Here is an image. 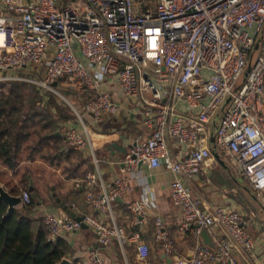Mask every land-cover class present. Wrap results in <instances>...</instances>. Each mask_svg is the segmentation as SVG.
<instances>
[{"label":"built area","instance_id":"obj_1","mask_svg":"<svg viewBox=\"0 0 264 264\" xmlns=\"http://www.w3.org/2000/svg\"><path fill=\"white\" fill-rule=\"evenodd\" d=\"M24 69L29 72L18 74ZM5 79H24L37 84L41 94L51 90L63 97L82 123L79 129L64 126L62 149H91L95 162L89 125L59 81L83 94V107L95 124L120 113L115 89L129 106L141 100V123L149 132L121 159L127 174L108 183L100 170L83 178L87 200L112 222L73 203L80 220L45 212L51 239L80 230L85 222L103 246L124 245L127 229L115 221L113 201L131 191L132 178L143 186L129 203L132 225L148 223L146 214L156 206L155 193L139 171L144 164L173 174L169 188L183 211L181 229L193 228L197 237L205 229L214 242L209 246L198 239L192 255L169 264H236L235 249L254 251L241 211L205 205L185 179L214 157V136L218 154L230 156L241 179L264 194V0H0V80ZM171 139L186 146L181 156L174 155ZM20 195L22 204L31 203L28 187ZM155 219V238L171 254L175 243L163 219ZM131 237L140 263L155 264L139 232ZM90 258L104 264L95 251Z\"/></svg>","mask_w":264,"mask_h":264},{"label":"crops","instance_id":"obj_2","mask_svg":"<svg viewBox=\"0 0 264 264\" xmlns=\"http://www.w3.org/2000/svg\"><path fill=\"white\" fill-rule=\"evenodd\" d=\"M59 87L67 89L68 92L63 94L77 106V111L88 123L91 130L92 147L98 162H95L91 149H62L65 144L62 131L64 126L72 124L79 129L82 123L80 116L67 103L70 108L50 109L55 120L53 125L44 126V119L33 125V127L38 126L39 133L36 135L37 132L34 130L30 139L26 141L22 160L16 168H9L0 159V184L13 193H18L17 189L21 192L26 186L29 188V185H33L40 198L39 201L35 200L36 197L34 198L30 214L40 218L42 223H44L45 212H53L61 217L71 216L68 210L56 201V197L69 204L72 210V205L75 203L82 212L93 214L98 219L111 223L112 219L107 212L97 210L87 200V187L83 178L88 171L98 173L100 170L101 179L108 183L117 176L127 174L122 171L121 159L136 140L145 137L149 132L141 123L144 116L139 111L141 100L138 99L129 106L123 102L119 90L115 89L112 92L113 99L121 102L120 113L95 124L92 114L83 107L85 101L83 94L68 86ZM39 95L42 98L38 104L41 102L42 105L47 101L48 96L45 95V92ZM51 129H54L53 134L60 138L49 137ZM113 142H117L121 147H127V152H124L123 148L112 146ZM210 143L215 149L213 141ZM170 144L176 156H181L186 149V146L181 145L176 139H171ZM26 147H29L28 150H30L28 154L25 153ZM218 161L222 164L215 155L209 158L197 176L193 177L192 175L185 179V182L195 195L201 197L205 205L228 206L241 211L246 218L247 229L255 242V249L250 254L235 249L233 254L236 264H264V194L262 197L257 195L256 191L253 192L248 185L245 188L249 192H247V195H250V197L248 195L249 199L253 200L250 202L244 194H241L238 189L241 187H238L237 183L218 184L213 181L210 175L212 174L211 168L215 167L219 163ZM22 167H27L31 172L28 174L29 170H26L25 173H22ZM139 171L146 176L148 186L155 193L156 206L149 209L146 214L148 223L143 225H132L131 223L132 213L129 203L136 199L143 189L137 179L132 178L130 180L131 191L113 201L115 221L126 227L128 241L124 245L115 241L110 246H103L96 239L95 232L90 226H82L80 230L64 235L70 245L65 257L78 264H97L90 258V253L95 251L100 257H103L104 264H141L136 253V242L131 237L135 232H139V238L148 243V256L155 264H169L179 257L192 255L198 239L205 243L201 235H199L200 237L195 236L193 228L184 231L180 227L184 220L183 211L172 200L169 188L173 174L163 167L150 168L144 164L139 168ZM128 174L130 173L128 172ZM241 184L244 187V183L241 182ZM94 191L98 193L100 186H96ZM254 200L258 201L259 207L254 206L256 203ZM38 202L40 203L38 204ZM157 216L163 219V228L175 243V249L171 254H167L161 241L155 238V218Z\"/></svg>","mask_w":264,"mask_h":264},{"label":"trees","instance_id":"obj_3","mask_svg":"<svg viewBox=\"0 0 264 264\" xmlns=\"http://www.w3.org/2000/svg\"><path fill=\"white\" fill-rule=\"evenodd\" d=\"M59 83L62 86L63 80ZM31 84L24 79L0 80V159L11 169L22 160L25 143L34 133L31 127L43 119L44 126L53 125L50 109L70 108L67 102L65 107L59 104V96L51 90L45 91L48 98L40 106V92ZM50 131L49 137L60 138L54 129ZM33 202L32 197L31 203L8 210L9 205L0 200V264H59L67 255L69 241L49 237L46 225L30 214Z\"/></svg>","mask_w":264,"mask_h":264},{"label":"rangeland","instance_id":"obj_4","mask_svg":"<svg viewBox=\"0 0 264 264\" xmlns=\"http://www.w3.org/2000/svg\"><path fill=\"white\" fill-rule=\"evenodd\" d=\"M65 1V0H64ZM146 1H148V4L150 3H152V4H154V3H156L157 2V0H146ZM257 52H258V50L255 52L256 54L255 55H257ZM77 53H79V51L77 50ZM8 72H16V71H13V70H7ZM17 72H20V73H18V74H22L23 72H29V70L28 69H24L23 71H17ZM242 78H243V76H242ZM242 78H241V80H242ZM32 84H31V86H33L34 87V89L36 88H38V85L37 84H35V83H33V82H31ZM61 91H62V93H67L68 91H67V89H65V88H61L60 89ZM38 91H39V89H38ZM40 100V99H39ZM57 102L59 103V104H61L62 106H64L65 107V104H64V102H66L65 101V99L63 98V97H58L57 99ZM40 103V106H42L41 105V102H39ZM64 104V105H63ZM66 108V107H65ZM36 124V123H35ZM31 129H33V130H35V132H37L36 133V135H38V126H35V127H31ZM34 140V139H33ZM29 146V145H28ZM29 149V147H26V152L25 153H29V151L30 150H28ZM220 158H221V160L223 161V165L219 162V163H217L216 164V166L215 167H212L211 168V173L212 174H210L211 175V179L213 180V181H216L218 184H223L224 182L225 183H232V182H234V183H237V185H238V187H241V188H238L239 189V191L241 192V194H244L245 195V197H246V199L247 200H249L250 202H253V200H251V199H249V197H250V195H249V197H248V195H247V192H248V190L245 188V187H243L242 186V184H241V182L242 183H244V185H245V183L247 184V182L246 181H243L242 179H241V177H240V175H239V173H238V170H237V166H236V163L234 162V160L230 157V156H224L223 154L222 155H220ZM223 167H225L224 169H223ZM23 169H22V173H25L26 172V170H29L27 167L25 168V167H22ZM31 172V170H29V172H28V174ZM223 172H225V173H223ZM197 176V174H193V177H196ZM240 183V184H239ZM241 185V186H240ZM248 185V184H247ZM253 192H254V189L252 188V187H249ZM249 193V192H248ZM255 194V193H254ZM252 197V196H251ZM39 198H40V195H38L36 198H35V200L36 201H39ZM254 201H256V200H254ZM254 206L257 208V207H259L260 206V204L258 203V201H256V203H254Z\"/></svg>","mask_w":264,"mask_h":264},{"label":"water","instance_id":"obj_5","mask_svg":"<svg viewBox=\"0 0 264 264\" xmlns=\"http://www.w3.org/2000/svg\"><path fill=\"white\" fill-rule=\"evenodd\" d=\"M260 40H261V37H259L258 41L256 42L255 49H257L259 47ZM249 67H250V64L248 65L247 70L245 71L246 72L245 75H247ZM58 134H61V133L58 132ZM213 140H214V136H211V141H213ZM111 145L114 147L123 148V151L127 152V147H121L117 142H113ZM214 155L223 163V161L220 158V155L218 154V152L215 149H214ZM29 186H30L29 189L31 191L32 197L33 198L37 197V192L35 190V187L33 185H29ZM247 186H248L247 184L244 185V187H247ZM0 200H3L7 205H9L8 210H12L14 207H16L22 203V198H21L20 193H13L10 190H7L5 187H3L1 184H0ZM56 201L59 204H61L62 207L64 206V208L66 210H68V212L70 213L71 216L75 217L78 220L81 219V216L77 215L76 212L71 209L69 204H66L64 201L62 202L59 197H56ZM39 203L40 202H38V204ZM83 226H87V224L85 222H83ZM200 235L202 236L205 243H207L209 246H214V242L212 240V237L209 236V234L207 233V231L205 229H202ZM70 262H71V260L69 258L64 257V259H62L59 264H68ZM212 264H220V262L216 261V262H213Z\"/></svg>","mask_w":264,"mask_h":264}]
</instances>
